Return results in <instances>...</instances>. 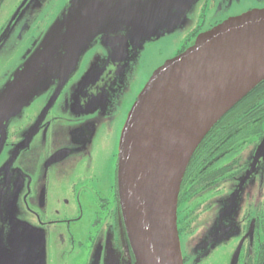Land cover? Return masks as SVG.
Returning a JSON list of instances; mask_svg holds the SVG:
<instances>
[{"label":"flooded vegetation","instance_id":"flooded-vegetation-1","mask_svg":"<svg viewBox=\"0 0 264 264\" xmlns=\"http://www.w3.org/2000/svg\"><path fill=\"white\" fill-rule=\"evenodd\" d=\"M187 48L183 46L177 55ZM132 63V59L128 66L115 62L93 44L55 98L54 86L23 109V126L22 110L4 123V130L0 127V156L6 157L7 169L21 153L39 165L29 173L22 207L25 219L49 230L61 246L66 241L73 244L76 237L92 243L119 241L123 247L117 264H135L117 180L119 141L129 112L126 96L139 79V72L129 76ZM136 95L134 91L130 97ZM263 139L264 82L206 134L180 184L178 234L185 225L192 235L204 233L211 247L235 241L229 264H264ZM85 225L84 237L80 228ZM49 258L55 262L57 256Z\"/></svg>","mask_w":264,"mask_h":264},{"label":"water","instance_id":"water-1","mask_svg":"<svg viewBox=\"0 0 264 264\" xmlns=\"http://www.w3.org/2000/svg\"><path fill=\"white\" fill-rule=\"evenodd\" d=\"M117 1L73 0L62 18L51 23L0 92L3 130L4 123L49 88H57L56 97L95 37L103 33L99 29L111 26ZM103 46L110 58L119 53L114 46ZM261 65L264 9H257L200 34L157 69L138 95L121 132L117 170L121 216L135 264H183L176 226L183 175L206 134L264 80V74L203 130L218 103Z\"/></svg>","mask_w":264,"mask_h":264},{"label":"rangeland","instance_id":"rangeland-1","mask_svg":"<svg viewBox=\"0 0 264 264\" xmlns=\"http://www.w3.org/2000/svg\"><path fill=\"white\" fill-rule=\"evenodd\" d=\"M72 1L0 0V92ZM257 9H264V0H118L112 5L111 26L103 25L99 29L103 33H97L93 44L101 48L103 43L116 47L114 52L119 53L111 58L115 62L127 65V60L132 59L131 65L135 63L129 76L139 72V79L126 96L130 111L153 73L175 58L183 46L189 48L200 31L205 33L211 25ZM122 53H127L125 58L121 57ZM134 91L138 95L131 98ZM20 120L23 126L25 118ZM5 160L6 157L0 156V264H117L116 258L123 247L119 241L98 239L92 243L76 237L73 244L66 241L61 246L54 242L49 230L31 225L25 219L23 197L29 185V173L37 170L38 162H31L21 153L7 169ZM225 219L226 226L232 217ZM80 229L85 237L87 225ZM204 236L202 232L192 235L185 225L181 226L178 242L183 264H229L235 241L216 248L217 245L207 244ZM52 255L57 256L55 262L49 258Z\"/></svg>","mask_w":264,"mask_h":264},{"label":"bare ground","instance_id":"bare-ground-1","mask_svg":"<svg viewBox=\"0 0 264 264\" xmlns=\"http://www.w3.org/2000/svg\"><path fill=\"white\" fill-rule=\"evenodd\" d=\"M264 74V65H261L257 70L252 72L250 76L244 81L238 83L236 88L231 91L223 100H221L214 111L209 116L207 122L203 126V130L207 128L211 122L230 104L232 103L241 93L248 89L254 82H256Z\"/></svg>","mask_w":264,"mask_h":264},{"label":"trees","instance_id":"trees-1","mask_svg":"<svg viewBox=\"0 0 264 264\" xmlns=\"http://www.w3.org/2000/svg\"><path fill=\"white\" fill-rule=\"evenodd\" d=\"M263 82H264V80H263L260 84H262ZM260 84H258V85H257V86H256V87H255V88H254V89L248 94V95H250V94H251V93H252V92H253V91H254V90L260 85ZM248 95H246L244 98H246ZM244 98H243V99H244ZM243 99H242V100H243ZM242 100H241V101H242ZM241 101H239L237 104H239ZM237 104H236V105H237ZM236 105H235V106H236ZM235 106H234V107H235ZM234 107H233V108H234ZM233 108H232V109H233ZM232 109H231V110H232ZM231 110H230V111H231ZM230 111H228V112H230ZM228 112H227L226 114H228ZM226 114H225V115H226ZM225 115H224V116H225ZM224 116H223V117H224ZM223 117H222V118H223ZM222 118H221V119H222ZM221 119H220V120H221ZM220 120L216 123V125H218V123L220 122ZM216 125H215V126H216ZM201 142H202V141H201Z\"/></svg>","mask_w":264,"mask_h":264}]
</instances>
